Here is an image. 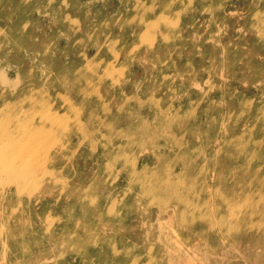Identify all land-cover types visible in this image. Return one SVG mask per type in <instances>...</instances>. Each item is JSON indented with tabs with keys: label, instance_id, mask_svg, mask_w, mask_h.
Listing matches in <instances>:
<instances>
[{
	"label": "rangeland",
	"instance_id": "374dc122",
	"mask_svg": "<svg viewBox=\"0 0 264 264\" xmlns=\"http://www.w3.org/2000/svg\"><path fill=\"white\" fill-rule=\"evenodd\" d=\"M12 1L0 134L48 170L0 264H264V0Z\"/></svg>",
	"mask_w": 264,
	"mask_h": 264
},
{
	"label": "bare ground",
	"instance_id": "6f19581e",
	"mask_svg": "<svg viewBox=\"0 0 264 264\" xmlns=\"http://www.w3.org/2000/svg\"><path fill=\"white\" fill-rule=\"evenodd\" d=\"M5 6H11L12 0H0ZM13 31H17V29H12ZM251 54L255 52L253 48L250 49ZM47 56L49 62L52 61L53 54H48ZM65 129V128H64ZM11 132V131H10ZM54 132V131H53ZM12 133V132H11ZM55 133V132H54ZM0 137V195H8L7 196V205L9 210L14 214L19 207H26L27 205V197L25 195H29L31 191L35 189L39 184V179H41V175L46 173L48 170V163L45 159H43L37 166L32 168V166H28V163L32 157L37 155V151L32 149L34 146L30 142V138H24L22 140H18L17 136L12 133L11 136L9 133L1 131ZM57 155L55 154L54 157ZM226 163L220 162L218 163V172L223 175ZM84 170L79 167H74L72 170H67L64 174L67 177V181L70 182L72 179L80 180L84 179L83 176ZM74 181L68 184L71 193H73L75 201L81 207L86 206L79 202L77 195H88L86 192H82V190L73 188ZM154 184L157 188L160 189H168L166 185L162 182L154 181ZM146 190L150 188H154L153 186L147 185L145 186ZM140 191H144L143 188ZM165 197L162 198L163 201H169L174 198V194L172 192L166 193ZM14 198L21 199L19 205H17L14 201ZM87 208V207H86ZM53 212L56 213V218L59 219L61 216L65 223H70L72 220L78 219L77 211H72L68 214H60L57 213L55 208L52 209ZM90 210L96 211L97 208H91ZM201 211L200 213H203ZM86 214V212H84ZM209 217V216H208ZM223 217L219 219L222 220ZM1 231L5 230V227H0Z\"/></svg>",
	"mask_w": 264,
	"mask_h": 264
}]
</instances>
